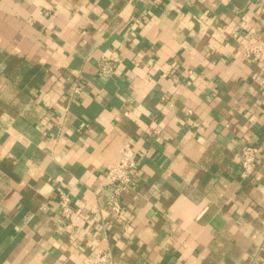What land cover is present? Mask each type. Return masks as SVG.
<instances>
[{"label":"crops","instance_id":"crops-1","mask_svg":"<svg viewBox=\"0 0 264 264\" xmlns=\"http://www.w3.org/2000/svg\"><path fill=\"white\" fill-rule=\"evenodd\" d=\"M258 40L264 0H0V264H264Z\"/></svg>","mask_w":264,"mask_h":264},{"label":"built area","instance_id":"built-area-1","mask_svg":"<svg viewBox=\"0 0 264 264\" xmlns=\"http://www.w3.org/2000/svg\"><path fill=\"white\" fill-rule=\"evenodd\" d=\"M242 56L244 59L256 65L259 71L264 72V40H258L251 45L243 48ZM102 73H109L112 68L110 64L103 59ZM78 89L74 88V92ZM239 167L242 178L249 179L253 176L256 169V153L251 146H244L239 151ZM139 158L129 147L122 150L120 158L112 164L106 174V187L110 190L106 203L109 207L111 216L118 218L122 213L120 205V195L125 191L138 174ZM68 198L60 194L59 205L62 216L67 218L71 214ZM90 247V244L88 245ZM110 254L103 250H96L87 258L85 264H108Z\"/></svg>","mask_w":264,"mask_h":264}]
</instances>
